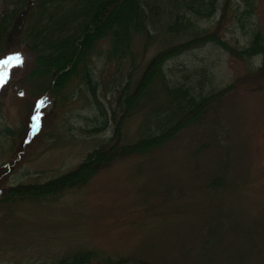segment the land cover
Here are the masks:
<instances>
[{
  "label": "rangeland",
  "instance_id": "1",
  "mask_svg": "<svg viewBox=\"0 0 264 264\" xmlns=\"http://www.w3.org/2000/svg\"><path fill=\"white\" fill-rule=\"evenodd\" d=\"M224 1L221 19L218 12L196 24L209 32L218 25L221 40L236 50L247 46L251 31L264 46V0L218 4L223 7ZM13 8L0 0V19ZM163 42L157 37L147 49L135 44V66L146 63ZM15 54L19 65L8 60ZM5 56L0 58V191L42 183L77 167L109 137L113 108L107 105L114 88L126 83V70L94 60L101 116L82 95L71 96V88L61 104L46 95L29 98L25 91L37 83L24 75L33 55L16 42ZM260 60L232 58L205 45L170 61L173 84L193 95L229 84L233 91L203 123L148 158L116 160L83 188L55 200L0 204V264L45 262L84 250L157 264H264ZM154 107L150 102L128 120L125 136H135Z\"/></svg>",
  "mask_w": 264,
  "mask_h": 264
},
{
  "label": "trees",
  "instance_id": "2",
  "mask_svg": "<svg viewBox=\"0 0 264 264\" xmlns=\"http://www.w3.org/2000/svg\"><path fill=\"white\" fill-rule=\"evenodd\" d=\"M250 5L248 0H242ZM14 8L0 19V58L18 42L33 55L24 79L37 86L27 89L29 98L46 95L53 103L80 94L89 108L104 115L97 96L94 60L126 70V83L114 88L109 137L91 150L77 167L42 183L17 184L0 191V204L51 201L66 191L83 188L94 176L119 159L148 158L186 130L203 123L233 91L232 85L205 95L174 85L168 63L198 47L211 45L232 58L260 57L264 46L251 31L246 47L236 50L221 40L220 27L202 29L196 20L209 19L226 6L218 0H9ZM164 42L150 59L135 66V44ZM128 65V66H125ZM120 71V70H118ZM35 87V88H34ZM24 89H26L24 87ZM202 91V90H200ZM111 95V94H110ZM153 101V102H152ZM149 110L136 135L125 136L126 124L147 104ZM107 123L105 120L104 125ZM36 263L12 264H157L144 258L107 256L93 250L70 252ZM159 264V263H158Z\"/></svg>",
  "mask_w": 264,
  "mask_h": 264
},
{
  "label": "snow or ice",
  "instance_id": "3",
  "mask_svg": "<svg viewBox=\"0 0 264 264\" xmlns=\"http://www.w3.org/2000/svg\"><path fill=\"white\" fill-rule=\"evenodd\" d=\"M8 60H15L17 65L22 63V60L19 54H15L14 56L8 57ZM5 63H7V61H5Z\"/></svg>",
  "mask_w": 264,
  "mask_h": 264
}]
</instances>
